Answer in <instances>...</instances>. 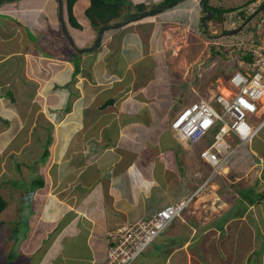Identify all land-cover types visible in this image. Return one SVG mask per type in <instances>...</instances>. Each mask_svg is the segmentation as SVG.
I'll use <instances>...</instances> for the list:
<instances>
[{"label":"crops","instance_id":"1","mask_svg":"<svg viewBox=\"0 0 264 264\" xmlns=\"http://www.w3.org/2000/svg\"><path fill=\"white\" fill-rule=\"evenodd\" d=\"M37 1L10 0L2 3L0 0V14L5 16L0 18V63L11 62L7 69L0 71V121L3 124L0 126V154L2 150L13 146L15 140L18 141V150H23L27 131L37 129V138L43 151L39 155L41 158L34 159L33 162L36 165L48 164L52 155L51 167L55 179L49 190L47 180L44 181V177L39 174L44 182L34 186L32 193L36 190L41 197L47 193L48 200L63 205L67 211H64L59 220H43L39 228L40 236L33 237L34 240L29 242L34 244L33 250H22L23 254L32 257L38 253V257L42 259L39 264H54L55 262H51L56 254L58 257L55 261L63 258V264L67 261L69 264L72 261L76 264H103L109 229L148 218L171 203L188 199L191 200L183 212V219L177 224H171L170 228L154 240L157 256L146 264H190L193 258L200 261L204 257H211L213 251L224 247L221 245V223L224 228L229 223L251 221L255 234L260 224L254 204L250 203L241 214L236 215L231 211L234 203L228 199L218 203L219 207L203 202V195L198 194L206 189L199 190L198 182L205 180L209 171L205 172V166L199 163L193 149L187 150L191 144H182L177 140L185 149V153L181 154L183 161H180L173 153V148L178 145L171 139V135L165 142L161 137L157 121L159 118L155 116L160 109L149 106L159 103L163 92L150 88L149 84L153 79L161 77H154L152 73L167 71L162 40L155 39L161 31L160 25L157 26L153 18L155 14L142 16L143 18L128 24V28L126 24L118 25H126L124 35L118 32L124 27L110 35L109 30H106L104 34L108 44L103 45V49L83 51L80 59L76 58L74 46L72 53L64 50L62 53L54 52L52 56H45L38 47L33 46L38 44V40H55L58 43L61 38H67L63 29L60 30L62 22L59 21V3L47 0L54 2V8L47 10L46 0L43 1V9ZM77 1L74 9L79 4ZM89 1L82 11L85 12ZM132 1L136 3L144 0ZM151 1L160 3L164 0H148L147 3ZM180 1L174 4V9L167 7L158 13L169 8L171 11L162 14L169 13L167 17L177 14V18L172 19L175 22L177 20L181 24L200 28L204 14L201 3L198 0H188L186 5H180ZM256 2L260 3L261 0ZM141 3L146 5L145 1ZM162 14L158 17L161 18ZM76 16L78 17L77 14ZM84 18L82 29L90 28V36H87V41L84 40L82 46L76 45L78 48L94 44L97 37L98 28L93 26L87 15ZM120 18L113 19L110 23H117ZM43 19L51 22V26L41 30ZM26 27L33 36L40 35V38H30ZM146 36L149 39L144 42ZM78 39L82 41L80 36ZM114 40L121 42L115 46L116 49L111 45ZM152 45L158 46L154 49ZM111 47L114 49L111 50ZM146 47H149L148 50ZM113 51L117 52L121 60L120 67L112 61H116L111 55ZM125 53H131L132 56L126 59ZM59 57H62V65L57 63L60 61ZM14 58L16 60L13 62ZM149 58H153L151 65L146 66L145 60ZM75 59L79 60L81 70L77 73L78 81L73 88L69 82L76 68ZM1 65L0 67L5 66ZM44 67L46 76L43 75ZM143 76L144 79H141ZM15 80L22 85L19 93L10 85V81ZM58 85L66 87L59 88ZM111 98L115 102L106 104ZM50 144L54 147V153L51 152ZM162 144L165 147L161 148ZM46 146L50 153L43 159ZM164 150L171 154L167 153L163 158L165 161L160 163ZM179 152L181 153L177 151ZM89 159L93 161L88 162ZM183 165L189 166L192 178L181 170ZM136 166L139 168L138 173L133 171ZM229 168L230 173L232 169L240 170L234 164ZM197 170L203 173L201 178L196 176ZM225 172L211 183L214 185L216 179L224 178ZM30 173L32 175L31 170ZM157 173L162 175L165 183L157 178ZM137 175L150 178V182L146 185L134 182ZM193 183H197V186L190 190ZM156 187L160 188V195L166 198L159 196ZM8 206L7 201L4 210ZM261 232L259 228L258 233ZM257 237L256 234L253 235L254 249L260 246L258 241L264 240Z\"/></svg>","mask_w":264,"mask_h":264},{"label":"rangeland","instance_id":"2","mask_svg":"<svg viewBox=\"0 0 264 264\" xmlns=\"http://www.w3.org/2000/svg\"><path fill=\"white\" fill-rule=\"evenodd\" d=\"M7 1L10 0H3L1 2L7 3ZM43 1L44 0L37 1L42 9L44 8L42 5ZM52 1L47 2L46 0L47 10L52 9V7L54 8V2ZM56 1L59 3V0ZM87 1L89 0L77 1V3L79 2V4H76V8L74 9V12H76L79 21L82 24L83 21H85V18L83 19V17L85 16V12L82 10L86 6ZM128 1L130 4H132V12H137V4L144 1L146 2V6L148 8L146 9V11H149L150 9L161 5V3L163 2L162 1L160 3H156L154 1H151L148 4V0L139 1L136 3L132 0ZM25 2L28 4L30 3L28 1ZM253 2L247 4L248 0H208L209 5L222 10V12H216L215 18L206 19L208 32H206V29H203V27L199 28L196 25L195 27L191 25H184L177 20L175 22L172 19H176L178 16L177 14H175L177 16L170 14L171 16L169 17L171 19H169V17L166 16L169 15V13H164V15L162 14L163 12L171 11V9L169 8L163 12L154 13L155 16L153 18L155 19V23L157 24V26L160 25L161 29L159 36H157L155 39L156 41H159L160 39L162 40L165 53L164 65L167 71L158 70V73H152L154 77H161H159L157 80L154 78V81L149 84L150 88L163 90V92L160 96L159 103L149 104V106H156L160 109L159 113L155 114V116L159 118V120L157 121H159L161 137L165 142L168 139L169 135H171V139L178 145L176 148H173V153L180 161H183V155L181 154L185 153V149L182 148V144L177 141L173 131L170 128V121L177 109L183 105V102L186 103L190 100H194L196 98V91H198V93H202L204 90L207 91V89L212 87V85L216 87L217 84L220 85L224 83L229 75L239 65L237 63V60L239 61V59H241L238 56V52L240 51V49L243 50L251 41L258 42L259 40H264V8L257 15L251 18L253 9L260 4L257 3L256 0ZM179 3H181L180 5H186L188 3V0H181ZM58 5L60 6V4ZM226 10L232 11L224 12ZM60 12L61 9L59 7L58 13ZM160 14H162L161 18L158 17ZM2 16L5 17L4 15L0 14V18ZM98 20L100 21V18ZM124 20L125 16H122L118 21L122 22ZM47 21L48 20L43 19V27L41 28V30L43 28L51 26V22ZM131 23H133V21ZM243 24H245L246 26L238 30L235 34L223 33V30L230 32L232 28L234 29V27L241 26ZM61 26L62 23L60 24V30H62ZM125 26L126 25L120 27L118 26L116 27L117 30L113 27H111V29L109 28L108 35L116 33L121 27L124 28H122L118 32L123 33L124 35L126 32L125 29L130 27L128 25L125 28ZM67 27L70 36L73 37L77 46H82L83 41H87V36H90V28L88 27L87 29H76L68 22ZM27 29L28 28L26 27L25 30ZM78 36H80L82 41L78 39ZM29 37L39 39L40 35L33 36L30 31ZM144 38L145 39L143 40L145 42L149 39V36H146ZM240 42L243 45H241ZM37 43V45L33 46L38 47L39 50L42 51V54H44L45 56H52L54 52L62 53L64 52V50L72 53L75 49L72 44L69 43L68 39L64 38L58 40V43L55 40L54 42L38 40ZM107 44L108 43L106 38V40L104 41L103 39V41L99 43V47L96 48L97 50L103 49V45ZM120 44V40H114L113 42H111V45H113L114 48L116 45ZM92 45H95V43H92ZM152 46L154 47L155 45ZM113 47H111L110 49L113 50ZM148 48L149 47H146L147 50ZM76 50V58L80 59L82 56V52H78L79 50ZM111 55L114 56V59L116 60L112 61L115 64L117 63L118 66L121 65V60H119L117 52L113 51ZM131 56V53H125L126 59ZM59 59L60 61H57V63L59 65H62V57H59ZM152 59L153 58L145 60V65H151L150 62H152ZM15 60L16 58H14L12 61L14 62ZM10 63L11 62H8L7 64L0 63V65H5L3 67H0V71L7 69V65H9ZM48 69L50 70V67ZM59 69L61 68L59 67ZM43 75H47L45 67L43 70ZM77 78V74L76 76L73 75V77L71 78L72 80H70L69 82L70 86H72L73 88L76 87V81H78ZM141 79H144V76ZM10 85L14 86L15 90L17 91L20 87H22L21 83L17 80L10 81ZM64 85L58 86L59 88L66 87ZM60 90L64 92L63 89ZM45 92L46 91L44 90V93ZM65 92L68 93V91ZM107 92H109V90H107ZM63 109L64 108L62 107V110ZM259 120L260 119H258L257 121ZM1 121L0 126L3 125ZM257 121L253 123H257ZM220 128H222V126ZM215 131L216 129H213L209 134L201 138L200 141L192 144V146L190 147H187V150H194L199 163L205 166V172L209 171V165L202 160L200 152L203 148H205L209 143L212 142L213 134ZM27 132V139L25 140L26 146L23 148V150H18V141L15 140L13 146H9L5 151L2 150L0 154V192L2 193V196L5 198V200L8 201L10 206H8V209L4 210L3 213H0V262H3L5 264H39L42 259L38 257V253H35L34 256L27 258L26 256L22 255L19 247H17V244H19L18 242L21 239L25 238V231L28 228L27 224L30 227L28 232L29 236L28 238L26 237L27 239L25 238L26 240H24L25 242L21 244V248L24 251H31L33 250L34 244H30L29 242H32L34 240L33 237L40 236L41 232L39 228L43 224V220H59L61 219L60 217H62L64 211H67L66 208L63 207V205L56 203L55 201L48 200L47 193H44V196L42 197L37 195L36 190L34 193H32L33 186L29 183V179L31 178L30 170L32 171L31 167H34V170L32 171L33 178H39V174H41V176L44 177V181L47 180V188H49V190L52 188V184L55 178L51 167L53 162L52 155L49 158L50 160L48 161V164L46 162L44 164L40 163L36 165L33 162L34 159L41 158L39 157V155L43 151V146L39 142V138H37V133H39V131L37 129H31ZM49 147L51 148V152L54 153V147L52 146V144H50ZM160 147L163 148L165 146H163L162 144ZM177 151H181V153H177ZM167 153L171 154L170 151L164 150L161 154L162 157L160 159L165 158L167 156ZM259 155L264 157V127L255 135V137L250 142H248L242 148L235 159H233L231 165L234 164L235 168L240 167V170L232 169L230 173L229 168L228 172H225L226 174L224 178L221 177L216 179L214 181V185L213 183L209 182L207 184V187H205L204 184L202 189L206 190L198 194V196L203 195V202L209 203L211 205L214 204L217 207H219L220 205L218 203H222L223 201H227L228 199L229 201H231V203H234V207L231 211L236 215L238 213L241 214L245 207L249 206L250 203H253L255 207L254 210L259 215V228L262 231L259 234V228L256 229L255 234L256 236H258L257 239L259 238V236L264 238V201L259 198L261 189L264 190V184H262L264 181V161L260 163L262 165V169L261 167L256 166V163L259 161ZM92 161L93 160L89 159L88 162ZM163 161H165V159L161 160L160 163H163ZM181 170L184 171V173L187 172L191 176L190 178H192V174H190L191 170L189 169L188 165H183ZM133 171L138 173L139 168L136 166ZM231 174L233 175L231 176ZM156 176L161 180L162 183H165V179L162 178L161 174L157 173ZM134 182H140L141 184L146 185L148 182H150V178L137 175L134 178ZM196 186L197 183H193L192 187H190V190L194 189ZM159 189V187H156V191L159 192ZM182 192L183 191L181 190L180 193ZM158 194L159 196H162L160 195V192ZM73 212H75V210H73ZM178 221L179 220L176 219L173 224H177ZM242 221L243 220L235 222V224L229 223L224 228L221 223V238L223 240L221 245L223 244L224 247H219L218 250L211 253V257H204L202 259H199L200 261H197L193 258L190 264H264V240L261 239V241H258L257 243H259L260 246L259 248L254 249L252 246L253 235H255L253 234L254 227L253 225H251V221L250 223ZM155 245L156 241L151 243L149 247L144 252H142L132 264H146L148 260L153 261V259L156 258L158 251ZM249 246H251V248H249ZM11 251L13 255L10 259L9 255ZM152 255L154 256L152 257ZM57 257L58 255L56 254L51 263L55 262L54 264H63V258L55 261ZM65 264H69V261H67ZM72 264H76V262L72 261Z\"/></svg>","mask_w":264,"mask_h":264},{"label":"built area","instance_id":"3","mask_svg":"<svg viewBox=\"0 0 264 264\" xmlns=\"http://www.w3.org/2000/svg\"><path fill=\"white\" fill-rule=\"evenodd\" d=\"M247 45L244 50L249 58L239 61L240 68L224 83L198 94L197 99L183 106L172 121L180 138L188 141H196L217 128L213 141L201 151L202 159L212 166L204 183L225 172L242 148L264 127V40L251 41ZM255 121L257 123H253ZM263 161L260 156L256 166L262 168ZM196 174L202 175V172ZM186 205L183 201L172 203L149 218L108 230L106 264L133 263Z\"/></svg>","mask_w":264,"mask_h":264},{"label":"trees","instance_id":"4","mask_svg":"<svg viewBox=\"0 0 264 264\" xmlns=\"http://www.w3.org/2000/svg\"><path fill=\"white\" fill-rule=\"evenodd\" d=\"M76 1L77 0H62V7H61V12L59 14V21L65 23L66 26H67V22H68L71 26H73V27H75L77 29H81L83 27V25L79 21L78 17L76 16V14L74 12V4H75ZM173 1H175V0H164L161 3V5H159V6L155 7V8H152L149 11H146L147 6L144 3H139L136 6L137 12L136 11L132 12V10H131L132 4H130L128 0H90L87 8L85 9V15H87L88 18L91 20L93 26H96V28H98V33H97V36H98L100 29H102L105 26H110L109 23L113 19L120 18L121 16H125V20L122 21V22L118 21L116 24H114L115 26H118L121 23H130L131 21L137 20V19H139L140 17H142L144 15L154 14L155 12H158L161 9H165L166 7L169 6V3L173 2ZM253 1H255V0H249L247 4H250ZM263 1L261 3H264ZM202 4H203V8H202L203 13L205 15H207V16H208V14L206 13V11L208 13H212V17L213 18L216 17V12L217 11L218 12H222L221 9H218L216 7H213V6L209 5L208 0H204V2H202ZM231 9H234V8H231ZM227 11H232V10H226L224 12H227ZM64 15H65L66 18L64 17ZM99 18H100L101 24H100V21L98 20ZM208 18L209 17L202 18L203 22L206 23V19H208ZM66 19H67V21H66ZM180 21H182V19H180ZM205 27H207V23L205 24ZM205 27L203 29H205ZM239 27L240 26H236V27H234V29L232 28L231 31H234L235 29H238ZM223 33L228 34L229 32L226 31V30H223ZM102 41H103V39H102ZM93 46L94 45L87 46L86 48H89V47L91 48ZM93 49L97 50L96 47L91 48V49H87V50L88 51H93ZM238 56H239V58H249L248 54H246L244 49L243 50L240 49V51L238 52ZM74 61L76 63V68H75V71H74L73 75L76 76V74L81 70V67H80V64H79V60L75 59ZM10 96L13 98V94L11 93V91H10ZM214 129H216V128H214ZM212 130H210L207 134H209ZM207 134H205L204 136H206ZM213 138H214V134H213ZM49 153H50L49 148L46 146L45 151H44V155L42 156V158L43 159L46 158L49 155ZM31 168H32V171H33L34 167H31ZM209 169H210V166H209ZM43 182H44L43 178H40V177L39 178H33L32 175H31V178L29 179V183L33 187L37 186V185H42ZM262 184H264V181H263ZM259 194H260L259 198L261 200H263L264 199V190L261 189ZM6 205H7V201L2 196V194H0V213L6 208ZM175 220L176 219H174L173 222ZM178 220H180V219H178ZM173 222H172V224H173ZM27 227L28 228L25 231V236H24L25 238L28 237V232H29V229H30L28 224H27ZM26 232H27V235H26ZM25 238L21 239L18 242L19 244H17V247H19L20 252L22 253V255H24L27 258H29V255L28 254L27 255L23 254L22 249H21V244L25 240ZM12 255H13V253L11 251V253L9 255L10 259H11ZM106 262H107V257H105V261L103 262V264H106ZM0 264H5V263L0 262Z\"/></svg>","mask_w":264,"mask_h":264},{"label":"clouds","instance_id":"5","mask_svg":"<svg viewBox=\"0 0 264 264\" xmlns=\"http://www.w3.org/2000/svg\"><path fill=\"white\" fill-rule=\"evenodd\" d=\"M175 1H178V0H175ZM198 1L201 3V6H202V8H203V4H202V2H204V1H202V0H198ZM262 1H263V0H261V2H262ZM261 2H260V4H259L256 8L253 9V12H254L257 8H259V7L261 6V4H262ZM263 2H264V1H263ZM172 3H173V2H171V3L169 4L168 7H171V8H172V7L174 6V5H171ZM177 3H178V2H177ZM166 8H167V7H166ZM161 10H163V9H161ZM205 11H206V10H205ZM205 11H204V12H205ZM206 13L208 14L207 11H206ZM146 16H148V15H144L143 17H146ZM204 16H205V14H203L202 18H203ZM143 17H140V19L143 18ZM239 17H240V16H239ZM210 18H213V17L211 16V17H209L208 19H210ZM201 20H202V21H200V22H201V26H200V27H201V28H202V27L204 28L206 23L203 22V19H201ZM133 21H134V20H133ZM131 22H132V21H131ZM131 22H130V23H131ZM130 23H121V24H126V25H127V24H130ZM113 25H114V24H113ZM113 25H110L106 30H108V29H109L110 27H112ZM119 25H120V24H119ZM245 26H246V25H245ZM205 29H206V32H208L207 27H205ZM106 30H105V31H106ZM105 31H104V33H105ZM230 32H231V31H230ZM104 33H103V36H102L101 40L104 39V38H103V37L105 36ZM234 34H235V33H234ZM101 40L99 41V43L101 42ZM258 42H260V40H259ZM98 47H99V45H98ZM240 60H242V58L239 59V61H240ZM239 61L237 60V63H238V64H239ZM237 68H240V66L238 65V66L236 67V69H237ZM234 70H235V69H234ZM206 87H208V86H206ZM212 87H214V86L212 85ZM204 91H205V90H204ZM204 91H203V93H204ZM195 93H196V98H195V99H197L198 94H201V93H198V91H196ZM195 99H194V100H195ZM194 100H192V101H194ZM192 101L190 100V101H188V102H186V103L183 102V105L180 106V107L177 109V111L175 112V114L173 115V117H172V119H171V121H170V128H171V130L173 131V133H174L176 139H177L180 143H182V144H191V145H192V144H194V143H197L198 141H200L201 138L204 137L205 134L208 133V132H207V133L203 134L202 137L199 138V139L196 140V141H188V140H186V139L180 138V136H179L180 134H178V133L173 129V127H172V121H173V119L175 118V116H176V114L178 113V111L181 110V108H183V106H185L187 103L192 102ZM112 104H113V103H112ZM211 130H212V129H211ZM216 131H217V128H216ZM216 131H215V132H216ZM215 132H214V134H215ZM213 139H214V138H213ZM212 141H213V140H212ZM209 144H210V143H209ZM209 144H208V145H209ZM208 145H207L206 147H208ZM206 147H205V148H206ZM205 148H203V149H205ZM203 149H202V150H203ZM203 161H204V160H203ZM204 162H205V161H204ZM197 171H198V170H197ZM197 171H196V172H197ZM203 183H204V182H203ZM208 183H209V181L205 183V187H207V184H208ZM106 237H107V234H106ZM106 254H107V250H106Z\"/></svg>","mask_w":264,"mask_h":264},{"label":"water","instance_id":"6","mask_svg":"<svg viewBox=\"0 0 264 264\" xmlns=\"http://www.w3.org/2000/svg\"><path fill=\"white\" fill-rule=\"evenodd\" d=\"M202 1H204V0H202ZM177 2H178V1H174L171 5H174V4H176ZM59 4H60V9H61V7H62V0H59ZM263 8H264V3H262L261 6H260L259 8H257V9L252 13L251 18L254 17L255 15H257V14H258ZM211 16H212V13H208V16L205 15L203 18L211 17ZM244 26H245V24L241 25L238 29H235L234 31H231V32H229V33H232V34H233V33H236L238 30H240V29L243 28ZM108 27H109V26H105V27H103L102 29H100V31H99V35L97 36V38H96L95 41H94L95 45H94L93 47H91V48L97 47V46L99 45V41L101 40L104 31H105ZM62 29H63V33H64V35L66 36V38L68 39L69 43H71L72 46H74L77 50L83 52V51H85V50H87V49H91L90 47H89V48H86V47H84V48H78V47H76V44H75L74 39L72 38V36H70V34H69L68 30H67L66 24L63 23V22H62ZM70 37H71V38H70ZM114 102H115V99H114V98H111V99H109V101H108L106 104H108V103H114Z\"/></svg>","mask_w":264,"mask_h":264},{"label":"bare ground","instance_id":"7","mask_svg":"<svg viewBox=\"0 0 264 264\" xmlns=\"http://www.w3.org/2000/svg\"><path fill=\"white\" fill-rule=\"evenodd\" d=\"M155 46H156V45H155ZM155 46H154V47H155ZM200 155H201V152H200ZM202 160H203V159H202ZM205 162H206V161H205ZM206 163H208V162H206ZM231 163H232V162H231ZM208 164H210V163H208ZM212 165H213V164H212ZM230 165H231V164H230ZM230 165H229V167H230ZM209 166H210V169H209V172H210L212 166H211V164H210ZM229 167H228V168H229ZM226 169H227V168H225V170H226ZM195 174H196V173H195ZM202 174H203V173H202ZM196 176H198V177L201 178V175H197V174H196ZM207 176H208V175L205 176L206 179H207ZM218 176H219V175H218ZM218 176H216V177H218ZM216 177H212V178H210L209 182H211V181H212L213 179H215ZM206 179H205V180H206ZM205 180H203L202 182H199V184H198V185H199V186H198V189H199V190L202 189L203 185L205 184V183L203 184V182H204ZM201 184H202V185H201ZM200 185H201V187H200ZM199 187H200V188H199ZM190 200H191V199L183 200V202H184V204L187 203V205H188V203H189ZM185 201H186V202H185ZM175 203H176V202H175ZM171 204H172V203H171ZM187 205H186V207H187ZM186 207H185V209H186ZM185 209H184V210H185ZM184 210L182 211L181 214H179V215L173 217V218L170 220L169 223H166L165 226H164V228H163V231H162L161 233H159V234L157 235V237H159V236H160V235H161V234H162L167 228H170V226H171V224H172V222H173L174 219H183V212H184ZM155 213H156V212H155ZM151 216H152V215H151ZM151 216H150V217H151ZM148 218H149V217H148ZM137 220H138V219H137ZM137 220H136V221H137ZM145 221L148 222V220H145ZM157 237H156V238H157ZM156 238H155V239H156ZM155 239H154V240H155ZM154 240L151 241L150 243H148V244L145 246L146 249L149 247V245H150L151 243L154 242ZM146 249H145V250H146ZM145 250H144V251H145ZM144 251H143V252H144ZM131 264H132V263H131Z\"/></svg>","mask_w":264,"mask_h":264},{"label":"flooded vegetation","instance_id":"8","mask_svg":"<svg viewBox=\"0 0 264 264\" xmlns=\"http://www.w3.org/2000/svg\"><path fill=\"white\" fill-rule=\"evenodd\" d=\"M98 47V46H97Z\"/></svg>","mask_w":264,"mask_h":264}]
</instances>
